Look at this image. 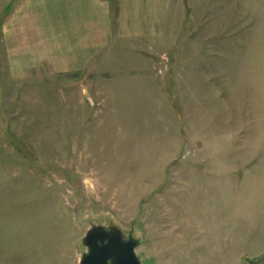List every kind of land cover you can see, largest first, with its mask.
I'll use <instances>...</instances> for the list:
<instances>
[{
	"label": "rangeland",
	"instance_id": "rangeland-1",
	"mask_svg": "<svg viewBox=\"0 0 264 264\" xmlns=\"http://www.w3.org/2000/svg\"><path fill=\"white\" fill-rule=\"evenodd\" d=\"M20 1L0 0V264H79L94 226L143 264H264V0H172L146 35L112 0L77 69L17 50Z\"/></svg>",
	"mask_w": 264,
	"mask_h": 264
},
{
	"label": "crops",
	"instance_id": "crops-1",
	"mask_svg": "<svg viewBox=\"0 0 264 264\" xmlns=\"http://www.w3.org/2000/svg\"><path fill=\"white\" fill-rule=\"evenodd\" d=\"M111 1L21 0L15 11L17 50L21 46L36 48L38 57L49 59L56 67H87L117 33ZM171 1L118 0L116 30L148 34V27L159 28Z\"/></svg>",
	"mask_w": 264,
	"mask_h": 264
},
{
	"label": "water",
	"instance_id": "water-1",
	"mask_svg": "<svg viewBox=\"0 0 264 264\" xmlns=\"http://www.w3.org/2000/svg\"><path fill=\"white\" fill-rule=\"evenodd\" d=\"M86 251L79 264H143L138 240L116 226H94L84 237Z\"/></svg>",
	"mask_w": 264,
	"mask_h": 264
}]
</instances>
